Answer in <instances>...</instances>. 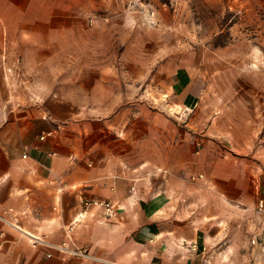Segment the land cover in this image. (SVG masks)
<instances>
[{
  "label": "crops",
  "instance_id": "1",
  "mask_svg": "<svg viewBox=\"0 0 264 264\" xmlns=\"http://www.w3.org/2000/svg\"><path fill=\"white\" fill-rule=\"evenodd\" d=\"M13 3L9 5L22 15L38 5L33 0ZM46 9L42 21L21 17L19 30L39 37L33 42L43 53L58 37L72 34V41H77L82 28L75 16L66 9L60 15L50 5ZM5 30L10 32L7 26ZM25 44L28 55L23 58L29 63L33 45ZM5 47L4 58L14 59L13 41ZM48 55L53 61L51 47ZM88 77L80 70L74 74ZM17 78L16 71L0 66V264H264V249L251 242L264 224L258 209L264 199V162L255 156L260 157V149L255 146L252 104L211 107L201 121L206 132L200 138L202 148L178 159L176 131L163 134L168 140L162 141L160 120L153 134L128 149L115 147L111 137L103 142L88 131L83 134L86 121L81 110H112V89L79 84L72 102L63 94L47 93L45 105H33L27 90L17 86ZM191 82L187 70L173 76L175 103L187 111L197 94ZM82 89L89 102L76 97ZM206 91L209 87L201 93ZM42 133L45 139L39 141ZM145 137L152 144L147 149ZM185 138L187 144L190 136ZM197 172L200 176L193 181L190 175ZM87 196L114 202L112 215L92 208L75 223L73 242L89 254L54 248L51 244L65 238V226ZM30 234L44 241L34 244Z\"/></svg>",
  "mask_w": 264,
  "mask_h": 264
},
{
  "label": "rangeland",
  "instance_id": "2",
  "mask_svg": "<svg viewBox=\"0 0 264 264\" xmlns=\"http://www.w3.org/2000/svg\"><path fill=\"white\" fill-rule=\"evenodd\" d=\"M10 1L26 2L0 0V66L18 73L17 86L27 90L26 98L33 105H45L47 93L63 94L72 102L79 84L108 87L113 92V109L81 110L86 121L83 134L88 131L87 135L103 142L111 137L115 147L128 149L139 138L153 134L160 120L162 141L168 140L163 134L176 131L172 138L178 141L175 154L180 159L202 148L200 138L206 132L201 121L211 107L252 104L255 146L260 149V157L255 156L264 162V0H33L38 5L23 15ZM49 5L60 15L63 9L74 15L82 31L75 42L72 34L58 37L43 53V47L33 42L39 37L20 31L19 20L26 16L42 21L46 18L42 11ZM8 40L13 41L11 52L16 56L10 61L3 56ZM25 42L33 45L29 63L23 58L28 55ZM49 47L55 51L51 62ZM79 70L89 77L74 78ZM179 70L189 72L192 91L197 92L188 111L175 103L172 81ZM205 87L209 91L201 93ZM83 93L82 89L76 97L81 103L89 102ZM95 121L98 125L92 127L90 122ZM185 136H190L187 144ZM145 138L147 149L152 144ZM197 176L199 172L190 175L193 181Z\"/></svg>",
  "mask_w": 264,
  "mask_h": 264
},
{
  "label": "built area",
  "instance_id": "3",
  "mask_svg": "<svg viewBox=\"0 0 264 264\" xmlns=\"http://www.w3.org/2000/svg\"><path fill=\"white\" fill-rule=\"evenodd\" d=\"M45 139V133H42L38 136V140L42 141ZM82 209L81 211L65 226V238L58 243H52L51 245L62 251L67 252L77 256H87L89 254L88 250L84 246H77L73 242L72 230L75 226V223L86 213H88L92 208L101 209L102 213L106 216L112 215L114 213V202L110 199L99 198V197H83L81 200ZM258 209L264 214V199L259 200ZM32 243L39 241H44L42 238L35 234H30ZM252 243H259L261 248L264 249V224L257 231L256 235L251 238ZM49 254V253H48ZM147 264H156L153 261L148 262Z\"/></svg>",
  "mask_w": 264,
  "mask_h": 264
}]
</instances>
